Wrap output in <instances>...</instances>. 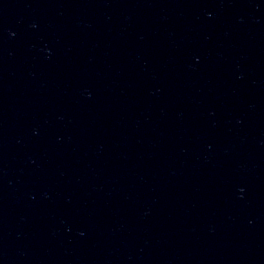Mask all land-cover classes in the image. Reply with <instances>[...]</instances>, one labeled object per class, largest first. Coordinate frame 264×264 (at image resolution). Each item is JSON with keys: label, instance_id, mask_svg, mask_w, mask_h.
<instances>
[{"label": "water", "instance_id": "1", "mask_svg": "<svg viewBox=\"0 0 264 264\" xmlns=\"http://www.w3.org/2000/svg\"><path fill=\"white\" fill-rule=\"evenodd\" d=\"M0 264H264V0H0Z\"/></svg>", "mask_w": 264, "mask_h": 264}]
</instances>
